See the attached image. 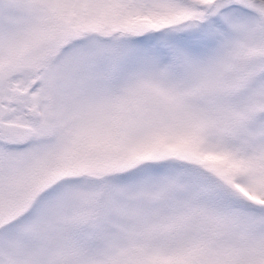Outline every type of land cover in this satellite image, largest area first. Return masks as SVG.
<instances>
[{
	"label": "snow or ice",
	"instance_id": "1",
	"mask_svg": "<svg viewBox=\"0 0 264 264\" xmlns=\"http://www.w3.org/2000/svg\"><path fill=\"white\" fill-rule=\"evenodd\" d=\"M0 264H264V0H0Z\"/></svg>",
	"mask_w": 264,
	"mask_h": 264
}]
</instances>
